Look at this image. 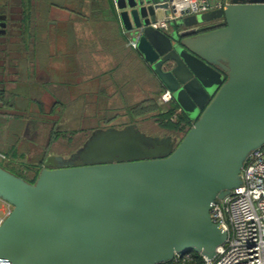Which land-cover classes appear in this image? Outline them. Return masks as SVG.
Wrapping results in <instances>:
<instances>
[{
    "label": "water",
    "instance_id": "water-1",
    "mask_svg": "<svg viewBox=\"0 0 264 264\" xmlns=\"http://www.w3.org/2000/svg\"><path fill=\"white\" fill-rule=\"evenodd\" d=\"M165 0H116L118 20L192 123L176 138L137 123L92 130L28 181L0 165V264H159L212 258L227 232L210 214L264 146V0L151 23ZM161 104L160 100H158Z\"/></svg>",
    "mask_w": 264,
    "mask_h": 264
},
{
    "label": "crops",
    "instance_id": "crops-1",
    "mask_svg": "<svg viewBox=\"0 0 264 264\" xmlns=\"http://www.w3.org/2000/svg\"><path fill=\"white\" fill-rule=\"evenodd\" d=\"M0 13V161L24 165L17 175L33 181L48 155L67 156L96 128L135 122L146 133L147 126L175 131L163 125L162 110L140 112L162 87L122 28L114 0H0ZM91 114L100 119L80 128ZM73 134L77 143L55 148ZM26 155L35 161L23 162Z\"/></svg>",
    "mask_w": 264,
    "mask_h": 264
},
{
    "label": "built area",
    "instance_id": "built-area-1",
    "mask_svg": "<svg viewBox=\"0 0 264 264\" xmlns=\"http://www.w3.org/2000/svg\"><path fill=\"white\" fill-rule=\"evenodd\" d=\"M228 1L218 0L213 8L223 7ZM164 3L168 4L169 13L151 23L163 31H168L179 17L213 9L208 0H165ZM131 42L136 46L135 41ZM159 100L163 106L173 102L171 92L163 89ZM181 113L176 107L171 119ZM240 178L239 186L212 205L211 218L226 230L227 238L212 258L202 256V264H264V146L250 152ZM11 208V204L0 198V225ZM194 261L193 253L185 251L159 264H193Z\"/></svg>",
    "mask_w": 264,
    "mask_h": 264
},
{
    "label": "rangeland",
    "instance_id": "rangeland-1",
    "mask_svg": "<svg viewBox=\"0 0 264 264\" xmlns=\"http://www.w3.org/2000/svg\"><path fill=\"white\" fill-rule=\"evenodd\" d=\"M217 1L218 0H208V4H209V6H210V8H213L215 5H216V3H217ZM5 27V23H3V28ZM163 89L161 88L160 89V91H159V93L157 94V100H159V94H160V92L162 91ZM127 96V95H126ZM75 102V101H74ZM160 104V103H159ZM171 103H169L168 105H165V106H169ZM69 105H71V108H72V106H73V102H68V106ZM160 105H163V104H160ZM171 105H174L175 106V103L174 104H171ZM170 105V106H171ZM70 107H68L67 108V111L68 112H70V111H72V109H71ZM50 109V102H46L45 104H44V112H43V114H39L38 112H36V106L35 105H33V110L35 111L34 113H35V115L38 113V115L41 117V118H46V112H48V110ZM87 113V112H86ZM100 113H103L102 111L100 112ZM99 113V114H100ZM110 113V112H109ZM88 114V113H87ZM92 115V114H91ZM88 115L87 117H86V123H85V125L84 124H82V126H79L80 128H82V129H85V127H88L89 125H86V124H89L90 122H93V121H95L96 119H100L99 118V116H95V115ZM54 117H56L55 115H53L52 116V120H53V118ZM171 120H173V121H175L176 120V118H172ZM150 122V121H149ZM152 125V124H151ZM153 127V126H152ZM188 127L189 126H185L180 132H177V133H175V131H165V130H159L158 128H150V127H146V128H144V126H143V128L145 129V130H147V131H149L148 132V134H153V135H158V136H162V135H165V134H170V133H172V135L173 136H175L176 138L178 137V138H181L182 137V135L186 132V130L188 129ZM65 128H70V127H68V124L66 125V127ZM68 130H70V129H68ZM74 135V134H73ZM78 135H80V134H78ZM78 135L77 134H75L73 137H72V139L70 140V141H66L65 140V138L66 137H64V138H60L57 142H55V148L56 149H59V150H65V149H69V147L71 146V145H74L75 143H77V138H78ZM82 136H83V134H81ZM82 138V137H81ZM177 138V139H178ZM79 139V138H78ZM81 144V143H80ZM80 144H78V145H80ZM77 145V144H76ZM79 146H75V148H74V150H76L77 148H78ZM15 148H16V151L17 152H19V149H18V145H17V147L15 146ZM74 150H71V151H74ZM70 152V151H69ZM35 158H34V156L32 155V156H23V158H21V160L23 161V162H25V163H27V162H34L35 160H34ZM17 162V161H16ZM0 165L1 166H3V167H6V169L8 168V169H10V171L11 172H15V174L16 173H18L17 171H19L20 169H22L23 168V166L24 165H22L21 167L20 166H18V165H14V166H8V165H6L5 166V164H4V162H2V161H0ZM23 173V172H22ZM25 175V174H24Z\"/></svg>",
    "mask_w": 264,
    "mask_h": 264
},
{
    "label": "trees",
    "instance_id": "trees-1",
    "mask_svg": "<svg viewBox=\"0 0 264 264\" xmlns=\"http://www.w3.org/2000/svg\"><path fill=\"white\" fill-rule=\"evenodd\" d=\"M4 19H5V15L3 13H0V29H3V23H4ZM173 102H171L172 104ZM170 104V105H171ZM176 105H171V106H163L158 104L157 100L152 102L150 101L149 103H147L144 107L141 108V113L144 112H149L152 110H162L163 112L161 113L162 115V123H164L163 125L166 126L169 129L172 130H182L185 127V122H187L185 119V116H181V114H179L176 118L175 121L171 120V116L174 113L175 109H176ZM189 123V122H188ZM194 255V263L193 264H202L203 262V258L200 254H198L197 252L191 251Z\"/></svg>",
    "mask_w": 264,
    "mask_h": 264
},
{
    "label": "flooded vegetation",
    "instance_id": "flooded-vegetation-1",
    "mask_svg": "<svg viewBox=\"0 0 264 264\" xmlns=\"http://www.w3.org/2000/svg\"><path fill=\"white\" fill-rule=\"evenodd\" d=\"M86 139H87V138H86ZM82 144H83V143H82ZM82 144H81V145H82ZM81 145H80V146H81ZM80 146H79V147H80ZM79 147H78V148H79Z\"/></svg>",
    "mask_w": 264,
    "mask_h": 264
}]
</instances>
